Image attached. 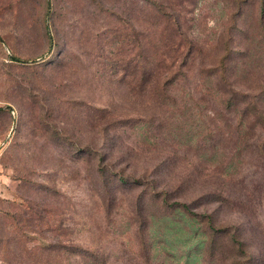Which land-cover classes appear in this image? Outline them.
Wrapping results in <instances>:
<instances>
[{
  "label": "rangeland",
  "instance_id": "1",
  "mask_svg": "<svg viewBox=\"0 0 264 264\" xmlns=\"http://www.w3.org/2000/svg\"><path fill=\"white\" fill-rule=\"evenodd\" d=\"M49 1L0 0V264H264L261 0ZM191 10L160 102L154 23Z\"/></svg>",
  "mask_w": 264,
  "mask_h": 264
},
{
  "label": "trees",
  "instance_id": "2",
  "mask_svg": "<svg viewBox=\"0 0 264 264\" xmlns=\"http://www.w3.org/2000/svg\"><path fill=\"white\" fill-rule=\"evenodd\" d=\"M158 2L159 11H161L162 2ZM190 4H192V0H188ZM261 7L264 6V0H261ZM45 5L47 8V11L50 10V1L45 0ZM261 12V11H260ZM194 15V10L188 11L183 15L182 18L178 17L177 15L174 16L171 19H167L165 21H160L159 23H154V59L152 62L147 61V54L143 56V63L144 68L142 71L143 78L149 77L148 79L143 80V91L150 90V93L154 94L156 99H158L160 102L163 100H171L173 105H175L176 101L174 98H170L168 96L169 91V85H171L175 79H177L179 76H182V70L187 69L188 63H192L194 61V56L197 52H199V49L194 44V42L189 39V35L186 33L187 29V21L188 16ZM243 16V11L240 9V6L238 10L231 15V22L232 24H235L236 19H239ZM261 17V15H258ZM192 19V17H191ZM260 20V18H259ZM262 19L260 20L261 26H262ZM264 28V26H263ZM47 30V27H46ZM145 39H144V45H146ZM11 60L14 62H20L17 58L11 57ZM148 66V68H146ZM150 66V67H149ZM149 85H152L151 88L148 87ZM262 99H259L258 102L255 103V105H252L251 107L253 109L258 107L256 112L254 114H257L259 117H262L264 120V95L262 96ZM256 101V100H255ZM239 104V102H237ZM237 103H233V101L228 100L222 103V109L228 113L235 112L237 109ZM245 104V103H242ZM248 103L245 109L242 111L243 117H245L249 111ZM241 110V109H240ZM239 111V110H238ZM243 123L242 121L239 123V126L242 127ZM237 127V126H236ZM101 157V155H100ZM102 158L100 159V161ZM97 171H100L101 177L105 176L107 174L106 170L107 167L105 163L99 162L97 165ZM104 167V168H103ZM224 169H228V167H225ZM111 183L113 186H115L116 189L120 190L124 187L125 182L123 179V174L120 172H115L112 175ZM161 195V196H160ZM159 196L162 198L163 203L166 205V207H172L174 206V210H180L184 214L188 216L189 220H199L200 215L194 214L190 211L188 205L185 203H173L168 204V193H161ZM208 217L207 221L209 220L211 224V217L203 214L202 217ZM160 218V217H158ZM191 227L192 225L188 223ZM211 229V226H210ZM235 235H230V238L232 239L233 246L238 250L243 252V248L245 244L242 241L236 240ZM205 250H211V244L206 245ZM84 264H95L94 261H91L90 259H85Z\"/></svg>",
  "mask_w": 264,
  "mask_h": 264
}]
</instances>
